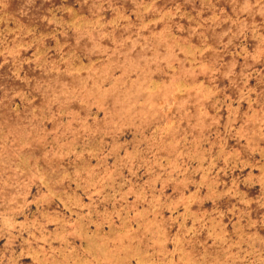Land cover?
<instances>
[{
	"label": "rangeland",
	"instance_id": "obj_1",
	"mask_svg": "<svg viewBox=\"0 0 264 264\" xmlns=\"http://www.w3.org/2000/svg\"><path fill=\"white\" fill-rule=\"evenodd\" d=\"M0 264H264V0H0Z\"/></svg>",
	"mask_w": 264,
	"mask_h": 264
}]
</instances>
